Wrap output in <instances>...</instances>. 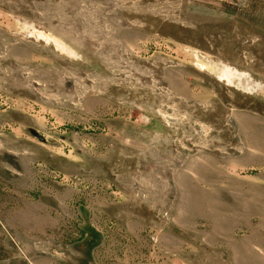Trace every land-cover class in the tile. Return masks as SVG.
Listing matches in <instances>:
<instances>
[{"label": "rangeland", "instance_id": "rangeland-1", "mask_svg": "<svg viewBox=\"0 0 264 264\" xmlns=\"http://www.w3.org/2000/svg\"><path fill=\"white\" fill-rule=\"evenodd\" d=\"M0 264H264V0H0Z\"/></svg>", "mask_w": 264, "mask_h": 264}, {"label": "flooded vegetation", "instance_id": "flooded-vegetation-1", "mask_svg": "<svg viewBox=\"0 0 264 264\" xmlns=\"http://www.w3.org/2000/svg\"><path fill=\"white\" fill-rule=\"evenodd\" d=\"M41 139V138H40Z\"/></svg>", "mask_w": 264, "mask_h": 264}]
</instances>
